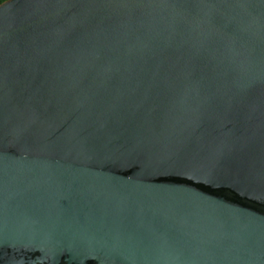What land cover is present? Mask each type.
<instances>
[{
	"label": "water",
	"instance_id": "water-1",
	"mask_svg": "<svg viewBox=\"0 0 264 264\" xmlns=\"http://www.w3.org/2000/svg\"><path fill=\"white\" fill-rule=\"evenodd\" d=\"M0 264H264V0L0 3Z\"/></svg>",
	"mask_w": 264,
	"mask_h": 264
},
{
	"label": "trees",
	"instance_id": "trees-1",
	"mask_svg": "<svg viewBox=\"0 0 264 264\" xmlns=\"http://www.w3.org/2000/svg\"><path fill=\"white\" fill-rule=\"evenodd\" d=\"M3 1H5V0H0V3H2Z\"/></svg>",
	"mask_w": 264,
	"mask_h": 264
}]
</instances>
